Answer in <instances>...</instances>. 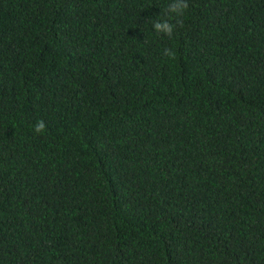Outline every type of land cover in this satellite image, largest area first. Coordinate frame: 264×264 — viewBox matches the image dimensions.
<instances>
[{
  "label": "trees",
  "instance_id": "trees-1",
  "mask_svg": "<svg viewBox=\"0 0 264 264\" xmlns=\"http://www.w3.org/2000/svg\"><path fill=\"white\" fill-rule=\"evenodd\" d=\"M168 2L0 0V264H264V0Z\"/></svg>",
  "mask_w": 264,
  "mask_h": 264
},
{
  "label": "clouds",
  "instance_id": "clouds-1",
  "mask_svg": "<svg viewBox=\"0 0 264 264\" xmlns=\"http://www.w3.org/2000/svg\"><path fill=\"white\" fill-rule=\"evenodd\" d=\"M188 7V0H169L167 5L161 8L162 11L156 19L152 20L153 30L158 34L172 37L177 26H183L182 17ZM163 55L174 59L176 52L173 48L168 47L163 49ZM33 127L36 133H43L46 129V122L41 119Z\"/></svg>",
  "mask_w": 264,
  "mask_h": 264
}]
</instances>
